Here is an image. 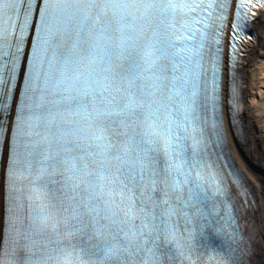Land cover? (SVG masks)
Wrapping results in <instances>:
<instances>
[{"label":"snow or ice","instance_id":"snow-or-ice-1","mask_svg":"<svg viewBox=\"0 0 264 264\" xmlns=\"http://www.w3.org/2000/svg\"><path fill=\"white\" fill-rule=\"evenodd\" d=\"M256 9L0 0V264H251L224 117Z\"/></svg>","mask_w":264,"mask_h":264},{"label":"bare ground","instance_id":"bare-ground-1","mask_svg":"<svg viewBox=\"0 0 264 264\" xmlns=\"http://www.w3.org/2000/svg\"><path fill=\"white\" fill-rule=\"evenodd\" d=\"M256 38L247 51L242 70L245 110L242 139L232 142L242 167L256 189V259L264 264V15L255 24Z\"/></svg>","mask_w":264,"mask_h":264}]
</instances>
